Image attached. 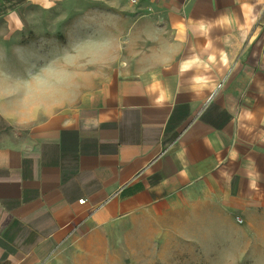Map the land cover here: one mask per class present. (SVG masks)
<instances>
[{
	"label": "crops",
	"instance_id": "obj_1",
	"mask_svg": "<svg viewBox=\"0 0 264 264\" xmlns=\"http://www.w3.org/2000/svg\"><path fill=\"white\" fill-rule=\"evenodd\" d=\"M136 9L147 38L113 96L31 130L0 103V264H43L74 230L193 189L264 215V0Z\"/></svg>",
	"mask_w": 264,
	"mask_h": 264
},
{
	"label": "rangeland",
	"instance_id": "obj_2",
	"mask_svg": "<svg viewBox=\"0 0 264 264\" xmlns=\"http://www.w3.org/2000/svg\"><path fill=\"white\" fill-rule=\"evenodd\" d=\"M142 19L128 0L1 3V106L31 130L62 114L76 118L104 89L113 96L119 71L133 70L147 38L135 30ZM43 264H264V215L247 218L213 191L193 189L112 228L82 226Z\"/></svg>",
	"mask_w": 264,
	"mask_h": 264
},
{
	"label": "built area",
	"instance_id": "obj_3",
	"mask_svg": "<svg viewBox=\"0 0 264 264\" xmlns=\"http://www.w3.org/2000/svg\"><path fill=\"white\" fill-rule=\"evenodd\" d=\"M150 0H128V2L133 5V6H141L147 2H149ZM149 10H151V7H149ZM80 203H84L85 199H80L79 200ZM240 222H242V220L240 219Z\"/></svg>",
	"mask_w": 264,
	"mask_h": 264
}]
</instances>
